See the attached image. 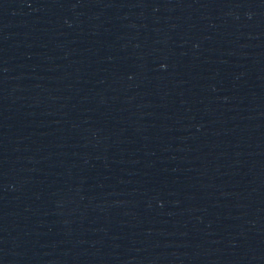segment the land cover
Segmentation results:
<instances>
[{
  "label": "water",
  "instance_id": "1",
  "mask_svg": "<svg viewBox=\"0 0 264 264\" xmlns=\"http://www.w3.org/2000/svg\"><path fill=\"white\" fill-rule=\"evenodd\" d=\"M0 264H264V0H0Z\"/></svg>",
  "mask_w": 264,
  "mask_h": 264
}]
</instances>
